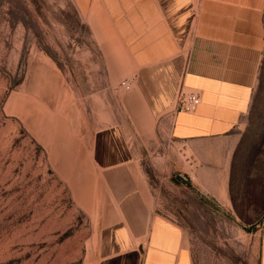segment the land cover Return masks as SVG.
<instances>
[{
	"label": "rangeland",
	"instance_id": "1",
	"mask_svg": "<svg viewBox=\"0 0 264 264\" xmlns=\"http://www.w3.org/2000/svg\"><path fill=\"white\" fill-rule=\"evenodd\" d=\"M133 75L73 0H0V264L95 262L111 201L92 147L112 125L136 144L144 196L181 227L193 264H264V63L228 172L214 159L196 177L134 85L121 88Z\"/></svg>",
	"mask_w": 264,
	"mask_h": 264
},
{
	"label": "crops",
	"instance_id": "2",
	"mask_svg": "<svg viewBox=\"0 0 264 264\" xmlns=\"http://www.w3.org/2000/svg\"><path fill=\"white\" fill-rule=\"evenodd\" d=\"M73 1L119 41L149 123L167 128L190 153L189 176L214 159L228 172L264 63V0ZM182 89L201 94L193 111L176 109ZM135 145L119 125L94 136L92 160L111 208L93 264H193L181 227L156 214L144 196Z\"/></svg>",
	"mask_w": 264,
	"mask_h": 264
},
{
	"label": "built area",
	"instance_id": "3",
	"mask_svg": "<svg viewBox=\"0 0 264 264\" xmlns=\"http://www.w3.org/2000/svg\"><path fill=\"white\" fill-rule=\"evenodd\" d=\"M122 89L129 91L132 89L133 81L131 79H123L120 83ZM201 102V94L194 90L182 89L177 102V110L190 112L193 111Z\"/></svg>",
	"mask_w": 264,
	"mask_h": 264
}]
</instances>
